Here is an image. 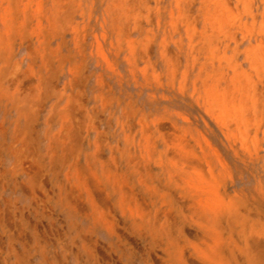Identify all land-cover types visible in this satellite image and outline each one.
<instances>
[{
  "label": "bare ground",
  "instance_id": "obj_1",
  "mask_svg": "<svg viewBox=\"0 0 264 264\" xmlns=\"http://www.w3.org/2000/svg\"><path fill=\"white\" fill-rule=\"evenodd\" d=\"M0 32L41 59L61 199L91 209L0 264H264V0H0Z\"/></svg>",
  "mask_w": 264,
  "mask_h": 264
},
{
  "label": "crops",
  "instance_id": "obj_2",
  "mask_svg": "<svg viewBox=\"0 0 264 264\" xmlns=\"http://www.w3.org/2000/svg\"><path fill=\"white\" fill-rule=\"evenodd\" d=\"M2 35L0 32V249L9 245L29 248L37 242L51 252L59 249L63 254L66 249L63 232L71 237L75 229L70 227V221L81 226L83 210H91L86 202L88 195L82 190L81 197L71 201L67 196L70 204L63 205L65 199H61L60 189L64 184L69 185L65 176L68 168L60 161H52L50 156L48 134L57 131L61 123L59 117L54 123L47 122L55 98L46 99V85L38 79L45 69L40 58L37 63L31 62L28 45L14 38L3 42L5 36L2 38ZM16 62L18 72H26L28 77H20ZM121 120V111L116 105L106 112L102 129L109 145L105 147L123 146ZM107 151L105 149V155ZM55 153H61L59 147ZM21 230L26 234L25 239L19 237ZM49 234L59 241L51 242ZM27 237L38 239L31 242ZM69 260L75 263L73 255Z\"/></svg>",
  "mask_w": 264,
  "mask_h": 264
},
{
  "label": "rangeland",
  "instance_id": "obj_3",
  "mask_svg": "<svg viewBox=\"0 0 264 264\" xmlns=\"http://www.w3.org/2000/svg\"><path fill=\"white\" fill-rule=\"evenodd\" d=\"M122 137H123V134H121V145H122ZM107 153V155H109V152L107 151L106 152ZM249 177V175L248 174H245V178H248ZM249 179L252 181V182H254V179L250 176L249 177ZM22 199L24 200V197H22ZM47 218H49V217H47ZM47 218H45V222L47 221ZM53 217H50V219H52ZM53 234V233H52ZM53 237V238H52ZM49 239H51V242H58L59 241V239H57V238H55L53 235H51V234H49Z\"/></svg>",
  "mask_w": 264,
  "mask_h": 264
}]
</instances>
